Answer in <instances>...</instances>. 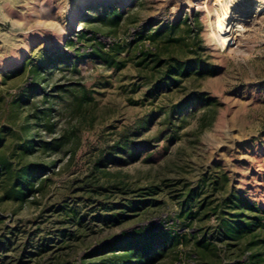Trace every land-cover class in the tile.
I'll return each mask as SVG.
<instances>
[{
    "label": "rangeland",
    "instance_id": "1",
    "mask_svg": "<svg viewBox=\"0 0 264 264\" xmlns=\"http://www.w3.org/2000/svg\"><path fill=\"white\" fill-rule=\"evenodd\" d=\"M216 22L215 0H0V162L43 166L23 200L0 175V264L119 262L159 229L152 264H262L264 10ZM177 61L201 67L162 78ZM241 212L253 237L227 234Z\"/></svg>",
    "mask_w": 264,
    "mask_h": 264
},
{
    "label": "trees",
    "instance_id": "2",
    "mask_svg": "<svg viewBox=\"0 0 264 264\" xmlns=\"http://www.w3.org/2000/svg\"><path fill=\"white\" fill-rule=\"evenodd\" d=\"M114 14L119 15L115 10ZM96 51V48H92L90 53L93 55ZM194 65L201 67L198 61H193L191 64L177 61L175 65L167 70L162 78L166 79V77H171L175 73L186 72L194 67ZM30 146L29 142L21 143L23 153L27 151ZM8 166L9 164L6 161L2 160L0 162V175L7 174L8 178L10 177L9 191L11 195H13L15 199L23 200L26 195L34 189L33 184L38 178L43 166L31 164L25 160L14 170H10ZM133 203L136 204V202ZM134 204L131 205V208L134 207ZM251 207L253 208V206ZM243 215L244 213L241 212L234 222L226 221L224 223L229 236L238 238L247 235L250 237L254 236V231L259 225L258 218L254 217L253 220H246ZM130 235V239L122 246L124 247V252L119 257L121 261L105 264H152L156 261L157 257L162 256L164 252L167 251V247L175 245L178 241L175 232L172 233L171 231H164L162 229L157 230L156 233L154 231H149L148 233L136 231ZM249 264H255V262L252 260ZM262 264H264V259H262Z\"/></svg>",
    "mask_w": 264,
    "mask_h": 264
},
{
    "label": "bare ground",
    "instance_id": "3",
    "mask_svg": "<svg viewBox=\"0 0 264 264\" xmlns=\"http://www.w3.org/2000/svg\"><path fill=\"white\" fill-rule=\"evenodd\" d=\"M263 10L264 0H215L218 30L224 35L238 32Z\"/></svg>",
    "mask_w": 264,
    "mask_h": 264
}]
</instances>
